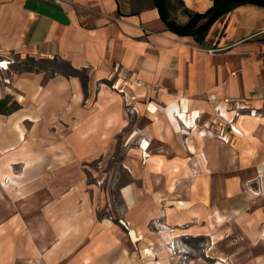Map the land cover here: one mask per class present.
Wrapping results in <instances>:
<instances>
[{"label": "crops", "instance_id": "1", "mask_svg": "<svg viewBox=\"0 0 264 264\" xmlns=\"http://www.w3.org/2000/svg\"><path fill=\"white\" fill-rule=\"evenodd\" d=\"M164 4L171 19L186 24L188 12L205 13L214 0H165ZM15 57L60 60L75 70L87 69L90 83L120 78L135 86L141 98L154 96L161 101L137 104L135 109L143 113L134 122L124 119L122 112L108 115L121 108L107 103L100 94L94 102L86 101L100 88H84L78 79L62 74L17 71ZM1 61L10 65L8 70H0V103L9 98L20 109L0 113V157L98 158L106 142H112L108 136L118 141L123 127L131 122L128 140L151 141L152 153H162L163 143L174 142L177 134L166 113L168 127L164 128L154 124V113L149 111L165 112L176 103L187 112L201 114L211 106L241 101L264 111V6L245 3L235 7L212 25L200 44L193 37L173 33L155 0H0ZM192 141L193 145L185 146L188 156L174 143L164 150L170 151L166 157L193 158L202 170L207 143L197 134ZM40 148L48 154H40ZM132 172H138L135 165ZM208 173L212 178L216 171L209 168ZM134 189V184L125 189L132 203ZM132 207L136 230L146 231L135 213L143 215L150 206ZM194 213L191 217L198 219L199 214ZM208 219L210 234L206 235L213 242L220 236L215 217ZM251 228L254 234L247 240H253L255 246L226 252L227 256L264 255V248L260 249L263 236L255 226ZM216 253L212 247L211 254ZM249 258L237 262L243 264Z\"/></svg>", "mask_w": 264, "mask_h": 264}, {"label": "rangeland", "instance_id": "2", "mask_svg": "<svg viewBox=\"0 0 264 264\" xmlns=\"http://www.w3.org/2000/svg\"><path fill=\"white\" fill-rule=\"evenodd\" d=\"M15 61L17 71L62 74L78 79L84 88H100L97 93L92 91L86 101L94 102L100 94L104 101L121 108V111H108V115L115 116L122 112V117L132 119V122L143 113L135 109L137 104L161 101L154 96L141 98L135 86L120 81V78L90 83V72L87 69L75 70L60 60L31 61L15 57ZM11 103L9 99V105L6 104L3 111H7ZM219 107L211 106L196 116L195 112H187L189 118L195 119L192 124L195 127L186 129L183 125L184 131L180 133L174 127L177 134L173 135L175 141L163 143L165 148L159 149L162 153L156 150L152 153L151 150L147 156L145 153L142 155L141 145L144 142L128 140L132 130L131 122L123 127L122 134L117 137L118 141L114 140L115 136H108L112 142H106L101 157L25 159L36 161L33 166L36 170H28L26 165L15 168L16 174L21 176L17 182L25 189L22 196L13 190L15 186L10 183L5 187L0 178V209L5 200L11 208L22 200L16 211L25 213L27 220L37 215L55 216L59 226L69 223L72 236L70 243L65 244V250L70 244L71 248L82 246L80 236L86 235L89 238L84 254H76L71 261L67 258L59 264L92 263L96 257L102 258L107 264L114 254L118 255V264H239L237 259L247 256L250 258L243 264H264V255L259 253L225 254L255 246L253 240H247L254 234L251 226H255L263 236V247L260 249L264 248V111L258 110L248 101L232 102L223 106L230 113L229 118L224 119L217 116ZM149 112L154 113L156 126L168 127L164 111ZM232 126L238 127L246 136L233 132ZM203 129L215 135L204 138L208 152L202 159V170H199L200 165L193 158L166 157L170 151L164 150L174 143L180 144L187 155V148L193 145L191 140L194 135H199ZM40 150V154H48L45 153L46 149ZM157 154H162L163 158H158ZM9 160L8 157H0V170L4 169ZM134 165L137 174L132 172ZM209 168L216 171L212 178L208 173ZM148 172L149 178H146ZM132 184L135 188L133 203L129 200L131 195L125 194V189L131 188ZM32 185H37V189H32ZM34 203L38 206L35 209ZM146 205L150 206L149 212L143 215L135 213V217L141 220L139 226L143 229L144 223L146 230L138 231L132 222V206L138 208ZM194 211L199 214L198 219L191 217L196 214ZM18 212L12 214L8 221L14 217L18 219ZM211 216L216 219L213 220L220 236L213 242L206 235L210 234V221L206 219ZM2 226L3 223H0V237H6L0 238V264H47L50 255L44 258L41 255L35 256L33 253L36 251H29L28 247L27 255L16 254L18 240L21 239L18 237L19 231L7 233ZM26 233L24 229L21 236H26ZM14 235L17 237L16 242ZM178 235L181 237H175ZM137 236L141 237L138 241L135 240ZM35 237L33 233L28 239ZM61 244L53 248L56 253L61 251ZM174 244L175 254L171 251ZM212 247L218 253L211 254ZM148 249L155 253V258H146L144 251ZM93 264H97V261Z\"/></svg>", "mask_w": 264, "mask_h": 264}, {"label": "bare ground", "instance_id": "3", "mask_svg": "<svg viewBox=\"0 0 264 264\" xmlns=\"http://www.w3.org/2000/svg\"><path fill=\"white\" fill-rule=\"evenodd\" d=\"M165 113L167 115V118L172 121V124L174 125L177 132L179 133L181 131H184L183 125L185 126L186 129L195 127V124L194 126H192L193 122H195V119L192 120L191 119L192 117L189 118V115L186 114L187 113L186 108L181 109V107L176 103H172L168 105L165 108ZM196 114L197 112L194 113V116H196ZM217 116L225 119V118H229L230 113L227 111V109L223 107H219V109L217 110ZM232 127H233L232 129L233 132L241 136L243 135L246 136L242 132V130H240L238 127L236 126H232ZM214 135L215 134L209 131L208 129H203L202 131L199 132L198 136L199 138L204 139L208 136H214ZM150 147H151L150 143L145 141L141 145L142 155H144L145 153V156H147V154L151 152ZM13 149L15 148L13 147ZM203 157H205L204 154H203ZM18 160H22V159L10 158V160L5 164L4 169L0 170V178H1V181H3V184L5 187H7L8 184L10 183L9 185L15 186L13 190L14 191L16 190V193L19 192L18 194L22 196L25 189L22 188L21 184L17 182V179H21V176L16 174L15 168L19 165H26V169L31 170L33 166L36 165V161L32 162V161L25 160V159H23L22 161H18ZM33 170L35 171L36 169L33 168ZM34 175H37V173L34 172ZM36 187L37 185H32V189H37ZM5 201H3L1 204L3 205V207L0 209V223H3L4 226H2V229L4 231L7 230V233L8 231L10 232L19 231L18 237L21 239L18 240L19 245L15 250L16 254L27 255L26 247H28L29 251H36L33 253L35 256L41 255L44 258L45 256L50 255L47 258V262H46L47 264H59V262L64 259L68 258V261H71L72 257L75 256L76 254L85 253L84 250L87 247L86 242L87 240H89V238L86 235H82L79 237V242L83 243L82 246H78V247L72 246L71 248V244H70L66 247V250L64 249L65 244L70 243V237L72 236L71 225L69 223H64L62 224V227H61L59 226L58 218L55 216H47V217L40 216L39 217L37 215V217H34L31 220H27L26 219L27 215H24L25 213L23 214L21 211L19 212L16 211V207L20 205V202H22V200H19L18 203H16V207L12 206V208L8 207ZM33 206H34V209L38 207L37 204L35 203L33 204ZM15 212L19 213V215H17L19 216L18 219L14 217L8 221V219L11 218L12 214H14ZM24 229L27 230L26 236H21V232ZM33 233H35L36 237L32 239H28V237ZM178 236H181V235H178ZM5 237L6 235H2L0 238H5ZM14 237H15V242H16L17 237L15 235ZM140 239L141 237L137 236L135 240L138 241ZM25 240L26 242H24ZM60 243H62L61 244L62 246L59 245L60 246L59 248L61 249V251H59V253H56V251H54L53 248L58 246V244ZM169 244H172V242H169ZM175 249L176 247L174 244V248L171 249L173 254H175V251H174ZM52 252H53V255L51 254ZM144 255L146 256V258L156 257L155 253L149 249L144 251ZM117 257H118L117 254L112 255V257L109 259L107 264H118ZM220 260L222 263H226L225 260L223 259H220ZM96 261H97V264H105L104 260L100 257H96L92 261V263L84 262L82 264H93V262H96Z\"/></svg>", "mask_w": 264, "mask_h": 264}, {"label": "trees", "instance_id": "4", "mask_svg": "<svg viewBox=\"0 0 264 264\" xmlns=\"http://www.w3.org/2000/svg\"><path fill=\"white\" fill-rule=\"evenodd\" d=\"M160 10L161 16L168 28L175 34L182 37H193L198 43L203 44L212 25L222 16L230 12L235 7L245 4L254 3L264 6V0H214L213 6L205 13H191L190 19L186 24H178L171 19L166 6L165 0H155ZM29 60L35 61V58L28 57ZM31 71V70H28ZM9 102V98L4 99L0 103V113L8 114L16 112L20 109L17 102H12L7 111H3L5 105Z\"/></svg>", "mask_w": 264, "mask_h": 264}, {"label": "built area", "instance_id": "5", "mask_svg": "<svg viewBox=\"0 0 264 264\" xmlns=\"http://www.w3.org/2000/svg\"><path fill=\"white\" fill-rule=\"evenodd\" d=\"M211 52H214L213 50H211ZM10 62L8 61H1L0 62V70H8L9 69V64Z\"/></svg>", "mask_w": 264, "mask_h": 264}, {"label": "water", "instance_id": "6", "mask_svg": "<svg viewBox=\"0 0 264 264\" xmlns=\"http://www.w3.org/2000/svg\"><path fill=\"white\" fill-rule=\"evenodd\" d=\"M249 1H253V0H249Z\"/></svg>", "mask_w": 264, "mask_h": 264}]
</instances>
